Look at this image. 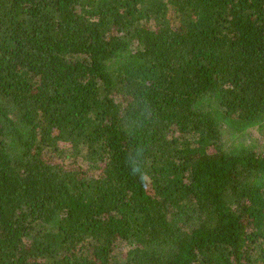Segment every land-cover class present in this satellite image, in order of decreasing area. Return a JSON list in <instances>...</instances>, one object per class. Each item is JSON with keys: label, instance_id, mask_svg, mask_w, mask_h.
I'll return each mask as SVG.
<instances>
[{"label": "trees", "instance_id": "1", "mask_svg": "<svg viewBox=\"0 0 264 264\" xmlns=\"http://www.w3.org/2000/svg\"><path fill=\"white\" fill-rule=\"evenodd\" d=\"M0 264H264V0H0Z\"/></svg>", "mask_w": 264, "mask_h": 264}, {"label": "rangeland", "instance_id": "2", "mask_svg": "<svg viewBox=\"0 0 264 264\" xmlns=\"http://www.w3.org/2000/svg\"><path fill=\"white\" fill-rule=\"evenodd\" d=\"M260 137L259 132H251L250 134H247L243 136L240 140L244 143H256L257 139ZM123 247H118L117 251L118 253H121L123 251Z\"/></svg>", "mask_w": 264, "mask_h": 264}]
</instances>
